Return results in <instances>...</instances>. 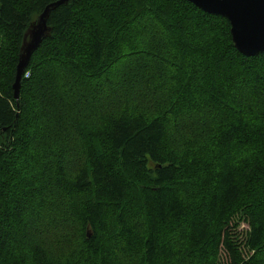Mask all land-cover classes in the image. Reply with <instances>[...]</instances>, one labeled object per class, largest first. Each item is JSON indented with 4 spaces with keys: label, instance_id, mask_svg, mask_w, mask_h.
<instances>
[{
    "label": "trees",
    "instance_id": "obj_1",
    "mask_svg": "<svg viewBox=\"0 0 264 264\" xmlns=\"http://www.w3.org/2000/svg\"><path fill=\"white\" fill-rule=\"evenodd\" d=\"M53 1L0 0V264H264V51L240 52L230 21L189 0H69L17 100L25 34ZM132 60L156 79L141 108H120L132 81L114 66ZM44 80L64 100L50 117L30 99ZM92 103L110 105L91 117ZM77 117L95 118L76 132ZM33 207L68 226L20 243Z\"/></svg>",
    "mask_w": 264,
    "mask_h": 264
},
{
    "label": "rangeland",
    "instance_id": "obj_2",
    "mask_svg": "<svg viewBox=\"0 0 264 264\" xmlns=\"http://www.w3.org/2000/svg\"><path fill=\"white\" fill-rule=\"evenodd\" d=\"M134 59H136V58H134ZM137 62L138 61H136V60H132L131 61V64L133 65V66H135V68H132V66L130 65H127L126 67H124V61H122L121 63H122V66H121V63H119L118 65L116 64L114 67H116V74L118 75L120 72H126L127 71V74L129 75V76H131V83H130V90L128 91V97H126L127 95L124 93L123 94V97H120V99H119V101L117 102V103H113V104H115V106H117V107H120V106H118V105H124V104H127V105H131V106H137V108H141V106H143L144 105V103H142L141 101H145L146 100V102L148 101L147 100V96H148V98H149V94H150V92L148 91V89H147V84L148 83H152V80H149V79H147L146 81H144V80H142L143 78H147V76L148 77H150V78H154V80L156 79V77H155V75H156V72H155V70L154 69H152L150 66H147L148 68H145V69H143V68H139L138 66H136L137 65ZM137 69V70H136ZM132 72H134L133 74H134V77H133V74H132ZM158 72V71H157ZM138 73H141V74H138ZM159 73V72H158ZM152 76V77H151ZM42 84V85H41ZM104 86V85H103ZM113 86V85H112ZM46 87H47V85H46V83H45V80L43 81V82H40V85H36V91H34V93H33V96H32V98L30 97V99L32 100V104H34V103H37V104H39V101L40 100H42V99H44L43 100V102H44V106H45V114H46V116L48 117H50V115H51V111L52 110H50V114H47V111H48V107H50V103H52V101H53V97L54 96H56V93H58V92H60V91H58V92H56L55 93V91H53L51 94H50V91L49 90H46ZM115 88L117 89V88H119L118 86H116V84H115ZM115 88H114V90H115ZM36 92V93H35ZM120 92V91H119ZM118 92V93H119ZM101 94L103 95V93H100V92H98L97 91V93L95 94V93H91L90 94V96H87L86 97V99H93L94 98V96H96V100H97V102L98 101H100V100H102V98H101ZM106 94V93H105ZM105 94H104V102H105V99H106V96H105ZM196 97V96H195ZM194 97V98H195ZM67 98H69V99H67L69 102H72L73 100H75L76 99V95L74 96V93L72 92V93H69L68 95H67ZM145 99V100H144ZM196 99V98H195ZM61 101V103L62 102H64V100L63 99H61L60 100ZM60 101H58L57 103H59V104H56V102H54V104L53 105H51L52 106V108L54 109V107H56L57 105H60L61 103H60ZM125 101V102H124ZM122 102H124V103H122ZM106 103V102H105ZM105 103H100V105L101 106H99V104H98V106L95 104V103H92V104H89L90 105V109L88 110V112H87V115L89 116H91L92 117V115L95 113V110L98 108V107H100V111L102 112V113H105V112H107L108 111V106L110 105H108L107 106V104H105ZM84 104L86 105V103L84 102L83 103V101H79V107L82 109V111L83 110H85V106H84ZM34 106V105H33ZM42 108L43 106H41V105H37V108H36V105H35V109L36 110H38L39 108ZM40 108V109H41ZM121 108V107H120ZM61 109L62 108H59V109H57V111H55V114L57 113L58 115H57V117L59 116L60 118L58 119V121H63L64 119V115L62 114V112H61ZM44 111V110H43ZM97 112V111H96ZM76 114H77V116H78V113L79 112H75ZM85 113V112H84ZM75 115V114H74ZM63 117V118H62ZM95 118V117H94ZM94 118L93 119H91V118H89V117H86V118H84L83 120L82 119H80V118H75L74 120L78 123L79 122V124L77 125V123H72V126H73V128H72V131H75L76 130V127L78 128V129H80V126L83 124V122L86 120V122H88V124H87V126H90V124H93L94 123ZM81 122V123H80ZM82 129H83V126H82ZM76 132H77V130H76ZM54 136V135H53ZM51 141L50 142H53L54 141V139H50ZM36 141H38V140H36ZM43 141V140H42ZM33 142H35V140H32L31 141V144H33ZM58 143L60 144V146L62 147V146H64V148H65V150H67L68 151V148H69V145H70V142H69V140L67 141V139H65V138H61V141L59 140L58 141ZM69 154L66 152V154L64 155V159H66V161H63V163L65 162V170H66V172H67V170L69 171V168L72 166L71 165V160H72V157H69L68 156ZM66 156V157H65ZM35 197V196H34ZM33 197H31V199H32ZM35 203H36V201H33V200H31V204L30 205H33V206H35ZM29 205V206H30ZM65 205V204H64ZM32 210V211H31ZM31 210H28L26 213L27 214H25V219H24V221H22V223L20 224L21 226H20V228H21V230H20V232H22L18 237H19V242L20 243H22V241H25L26 239L25 238H32L33 240L34 239H38V240H41V241H43V240H45V238L47 239V237H49V233H47V232H44V230H46V231H48L47 230V228H51L52 230H53V233H58V232H60V231H63L62 230V228H64V227H66V226H68V224L66 223V222H64V221H58L57 223L56 222H54L55 224H52V222H50L49 221V218L52 216V214H54L55 216H58L59 215V212H58V210L56 209V208H54L53 210H49L48 211V213L45 215V210H44V213H42V212H40L37 208H35V207H33ZM51 212V213H50ZM43 214L45 215V216H43ZM54 215H53V217H54ZM238 218H239V216H237ZM238 221H239V219H238ZM241 223V224H240ZM240 223H239V225H238V227H237V230L240 232V234L242 235V236H244V237H247V233H248V231H249V227L247 226V224L245 223V222H243V220H241L240 221ZM39 224H40V226H39ZM51 224V225H50ZM42 226H44L43 228V231L41 230V227ZM28 233V234H27ZM27 235V237H24V236H26ZM22 236V237H21ZM21 238V239H20ZM46 243H48V242H46ZM21 245V247L23 248V249H25V246L23 245V244H20ZM218 258L220 259V261H221V264H226V261H227V259H226V255H225V253H223L222 254V257L220 256H218Z\"/></svg>",
    "mask_w": 264,
    "mask_h": 264
},
{
    "label": "water",
    "instance_id": "obj_3",
    "mask_svg": "<svg viewBox=\"0 0 264 264\" xmlns=\"http://www.w3.org/2000/svg\"><path fill=\"white\" fill-rule=\"evenodd\" d=\"M69 0H56L44 8L28 27L21 46L14 82V97L19 99L25 67L33 52L50 35L48 18L52 10ZM201 9L226 17L237 49L246 55L264 51V0H189Z\"/></svg>",
    "mask_w": 264,
    "mask_h": 264
},
{
    "label": "built area",
    "instance_id": "obj_4",
    "mask_svg": "<svg viewBox=\"0 0 264 264\" xmlns=\"http://www.w3.org/2000/svg\"><path fill=\"white\" fill-rule=\"evenodd\" d=\"M29 73L27 72L26 76L28 75Z\"/></svg>",
    "mask_w": 264,
    "mask_h": 264
}]
</instances>
